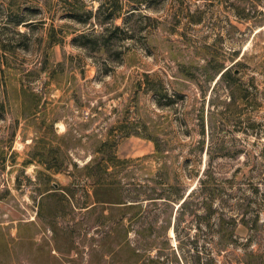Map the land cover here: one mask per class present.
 Returning <instances> with one entry per match:
<instances>
[{"label":"rangeland","instance_id":"rangeland-1","mask_svg":"<svg viewBox=\"0 0 264 264\" xmlns=\"http://www.w3.org/2000/svg\"><path fill=\"white\" fill-rule=\"evenodd\" d=\"M0 264H264V0H0Z\"/></svg>","mask_w":264,"mask_h":264},{"label":"trees","instance_id":"trees-1","mask_svg":"<svg viewBox=\"0 0 264 264\" xmlns=\"http://www.w3.org/2000/svg\"><path fill=\"white\" fill-rule=\"evenodd\" d=\"M104 7L103 1L99 4V7L93 16L95 19V23L100 26H105L108 22H112L115 17H119L121 13H111L108 17H102V9ZM110 21H107L109 20ZM126 19V18H125ZM26 25V24H25ZM115 30H123L120 25H114L112 27ZM105 29H110L105 27ZM73 42L78 46L92 51L94 53H101V54H108L110 51L108 47L109 39L104 38L103 33H92V32H85L82 31L76 37L73 38ZM216 75L221 73L219 79L229 80L233 77V74L229 71V68L223 71L222 65H216ZM244 96V95H242ZM156 148L158 149V144L155 141ZM113 146L114 143L110 141L103 142L100 147L97 149L98 153H103L101 157H95L92 162L86 166L87 175L93 178V186H94V200L97 203H115V204H125V197L121 191V184L117 181L116 182H105L104 175L109 174H117L125 165L127 164L128 160L119 159L117 156L113 154ZM57 148L50 147L46 150H43L39 153L38 161L48 170L60 171L64 165L63 159H60L57 155L58 153ZM30 162V161H27ZM112 168V169H111ZM111 169V171H109ZM209 164L208 168L205 169V173L203 175L208 176ZM213 179V177H211ZM200 184H205L206 181L203 178H200ZM143 197L140 193H137L131 199V208L137 207L141 205ZM146 197V196H145ZM150 198V197H149ZM146 198V199H149ZM168 199V198H167ZM182 199V198H181ZM144 200V199H143ZM170 200V199H169ZM187 199L181 204H184ZM236 224V220L233 221ZM231 236H235V230L233 229L231 232Z\"/></svg>","mask_w":264,"mask_h":264},{"label":"bare ground","instance_id":"bare-ground-1","mask_svg":"<svg viewBox=\"0 0 264 264\" xmlns=\"http://www.w3.org/2000/svg\"><path fill=\"white\" fill-rule=\"evenodd\" d=\"M170 233H171V235H173V231H172V230H171V232H170Z\"/></svg>","mask_w":264,"mask_h":264},{"label":"water","instance_id":"water-1","mask_svg":"<svg viewBox=\"0 0 264 264\" xmlns=\"http://www.w3.org/2000/svg\"><path fill=\"white\" fill-rule=\"evenodd\" d=\"M221 76V73L219 74L218 78Z\"/></svg>","mask_w":264,"mask_h":264}]
</instances>
